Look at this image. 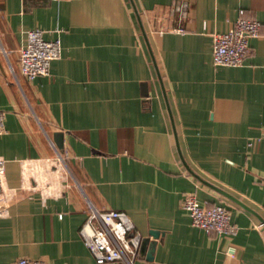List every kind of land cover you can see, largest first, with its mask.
<instances>
[{"label": "crops", "instance_id": "obj_1", "mask_svg": "<svg viewBox=\"0 0 264 264\" xmlns=\"http://www.w3.org/2000/svg\"><path fill=\"white\" fill-rule=\"evenodd\" d=\"M239 18L261 24L249 54L214 65V34ZM33 28L61 51L30 80ZM0 111V264H99L79 234L90 204L162 232L134 264H264V0H0ZM187 191L236 233L194 226Z\"/></svg>", "mask_w": 264, "mask_h": 264}, {"label": "built area", "instance_id": "obj_2", "mask_svg": "<svg viewBox=\"0 0 264 264\" xmlns=\"http://www.w3.org/2000/svg\"><path fill=\"white\" fill-rule=\"evenodd\" d=\"M175 10L182 18L187 14L188 4H176ZM260 27L258 20L239 18L228 30L215 33L212 48L213 64L222 66L242 64L251 49L249 40L259 35ZM176 30L182 31L183 28L178 26ZM60 51L59 39L46 40L40 28L28 30L26 43L19 50L22 74L30 80L40 75H48L50 64L59 57ZM2 132H5V122L4 112L0 111V133ZM256 140L264 141V128ZM247 146H253V140L248 141ZM59 158L63 159L61 154ZM4 168V160L0 158V174L4 172ZM181 208L187 212L192 224L201 229L224 235H233L237 231V226L231 222L230 211L226 206L201 205L194 191L185 192ZM79 234L96 263L118 261L123 264H134L138 257L142 236L123 210L97 209L90 204ZM12 264L50 263L40 258L19 257Z\"/></svg>", "mask_w": 264, "mask_h": 264}, {"label": "water", "instance_id": "obj_3", "mask_svg": "<svg viewBox=\"0 0 264 264\" xmlns=\"http://www.w3.org/2000/svg\"><path fill=\"white\" fill-rule=\"evenodd\" d=\"M54 140L56 142L57 147L59 150L63 149V133L56 131L53 134ZM162 235V232L158 230H150L148 233V237L141 240L140 249H143L148 246V257H152V252L155 248L156 242L159 236Z\"/></svg>", "mask_w": 264, "mask_h": 264}]
</instances>
